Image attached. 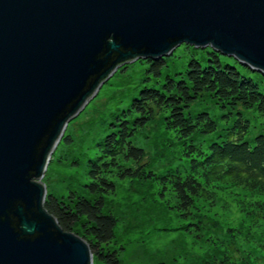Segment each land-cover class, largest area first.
<instances>
[{
    "label": "water",
    "instance_id": "water-1",
    "mask_svg": "<svg viewBox=\"0 0 264 264\" xmlns=\"http://www.w3.org/2000/svg\"><path fill=\"white\" fill-rule=\"evenodd\" d=\"M181 45L264 77V0H0V264H93L45 210L42 178L118 69Z\"/></svg>",
    "mask_w": 264,
    "mask_h": 264
},
{
    "label": "trees",
    "instance_id": "trees-1",
    "mask_svg": "<svg viewBox=\"0 0 264 264\" xmlns=\"http://www.w3.org/2000/svg\"><path fill=\"white\" fill-rule=\"evenodd\" d=\"M205 51L206 60L192 58L183 71L166 73L163 81L162 71L174 56L142 62L152 85L125 86L118 94L127 100L125 107L105 110L90 124L101 125L105 135L100 140L87 135L96 150L95 158L87 161V181L68 190L67 196L47 194L45 210L64 232L82 238L98 263L120 264L122 248L114 246L118 218L108 208L107 198L115 193L116 181L129 180L156 185L158 199L166 202L169 197L168 209L184 222L181 229L188 233L204 229L197 205L212 204L219 186L249 193L255 198L239 202L243 220L237 227L219 229L210 241L213 256L198 264H264V134L246 139L250 123L243 118V111L264 115V93L251 77L257 73L233 59L222 63L219 54ZM203 100L239 116L226 137L206 149L202 138L217 131V122L207 112H190ZM156 119L181 145L183 157L181 164L169 160L159 172L151 169L145 151L133 144L136 133ZM60 144L71 147V135H64ZM72 164L78 165V160Z\"/></svg>",
    "mask_w": 264,
    "mask_h": 264
},
{
    "label": "rangeland",
    "instance_id": "rangeland-1",
    "mask_svg": "<svg viewBox=\"0 0 264 264\" xmlns=\"http://www.w3.org/2000/svg\"><path fill=\"white\" fill-rule=\"evenodd\" d=\"M209 49V48H207ZM206 49H195L181 45L168 58V66L162 71L160 81L165 74L174 75L183 71L186 63L194 58L203 62L207 58ZM211 51V49H209ZM222 63L229 62L230 58L220 55ZM144 61L134 62L124 66L100 88V94L94 97L85 109L69 122L64 135H71L73 144L65 147L58 144L52 159L49 162L42 181L48 186V194L67 196L68 190L77 189L78 183L87 181V161L95 158L96 150L91 148L87 135L93 140H100L105 135L101 125L90 126L105 110L116 107H125L127 100L121 99L118 94L125 86H147L152 82L146 80V64ZM126 67V68H125ZM264 93V77L251 74ZM121 103L119 104L118 102ZM190 112L197 114L207 112L217 122L215 133L202 138L203 149L212 142H220L226 137L228 130L239 118L236 112L220 109L203 100L191 107ZM234 114V115H233ZM243 118L250 123V136L264 134V115L260 116L253 111H243ZM103 128L106 129V126ZM92 132V133H91ZM133 144L141 147L146 154V160L151 169L161 171L169 160L175 165L181 164L182 147L172 134L165 133L156 119L141 133L133 137ZM78 160V165L72 162ZM212 204L200 201L197 213L201 216L202 227L192 229L189 233L182 230L184 224L174 211L168 209L169 197L166 202L158 199L156 185L142 184L136 181H116V190L108 196V208L116 214L118 225L115 231V248L120 250V264H198L214 254L211 242L221 232L219 229L237 227L243 220L239 210L240 200L247 202L255 197L241 189L228 186H219ZM201 225V223H198ZM218 256V254H216ZM93 264H101L93 260Z\"/></svg>",
    "mask_w": 264,
    "mask_h": 264
},
{
    "label": "bare ground",
    "instance_id": "bare-ground-1",
    "mask_svg": "<svg viewBox=\"0 0 264 264\" xmlns=\"http://www.w3.org/2000/svg\"><path fill=\"white\" fill-rule=\"evenodd\" d=\"M138 62V61H137Z\"/></svg>",
    "mask_w": 264,
    "mask_h": 264
}]
</instances>
